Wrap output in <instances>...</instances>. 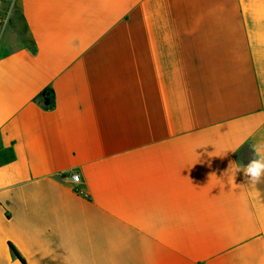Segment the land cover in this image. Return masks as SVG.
<instances>
[{"label": "crops", "instance_id": "0c3cea01", "mask_svg": "<svg viewBox=\"0 0 264 264\" xmlns=\"http://www.w3.org/2000/svg\"><path fill=\"white\" fill-rule=\"evenodd\" d=\"M254 147L264 0H0V264H264Z\"/></svg>", "mask_w": 264, "mask_h": 264}, {"label": "clouds", "instance_id": "9594fccd", "mask_svg": "<svg viewBox=\"0 0 264 264\" xmlns=\"http://www.w3.org/2000/svg\"><path fill=\"white\" fill-rule=\"evenodd\" d=\"M255 156L244 166V176L247 178V182L255 185L264 184V156L257 158L258 150L254 147ZM235 163H231V167ZM239 167L236 169V173L239 172Z\"/></svg>", "mask_w": 264, "mask_h": 264}, {"label": "trees", "instance_id": "16d2710c", "mask_svg": "<svg viewBox=\"0 0 264 264\" xmlns=\"http://www.w3.org/2000/svg\"><path fill=\"white\" fill-rule=\"evenodd\" d=\"M11 246V249L13 250L14 254L20 259L22 260L20 254L17 252V250L14 248V246L10 245ZM23 261V260H22Z\"/></svg>", "mask_w": 264, "mask_h": 264}, {"label": "built area", "instance_id": "2783aa9c", "mask_svg": "<svg viewBox=\"0 0 264 264\" xmlns=\"http://www.w3.org/2000/svg\"><path fill=\"white\" fill-rule=\"evenodd\" d=\"M72 181L75 183V182H78L79 181V176L77 174H73L72 176Z\"/></svg>", "mask_w": 264, "mask_h": 264}]
</instances>
